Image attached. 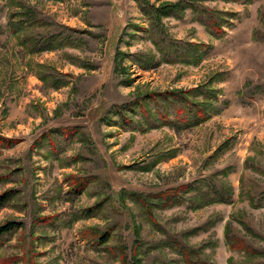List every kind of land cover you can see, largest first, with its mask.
<instances>
[{
    "label": "rangeland",
    "instance_id": "rangeland-1",
    "mask_svg": "<svg viewBox=\"0 0 264 264\" xmlns=\"http://www.w3.org/2000/svg\"><path fill=\"white\" fill-rule=\"evenodd\" d=\"M141 1L0 0V134L17 140L0 149V193L17 191L0 225L21 224L1 237L0 264H121L133 251L142 264H184L179 245L207 264H243L248 246L264 249V0H195L197 11L162 18L171 38L208 48L149 69L132 55L158 58ZM208 11L221 17L216 36L197 20ZM12 13L22 38L54 36L56 47L29 52ZM176 90L196 102L210 93L208 118L185 125L159 98L139 106ZM193 181L188 195L222 188L231 201L138 199Z\"/></svg>",
    "mask_w": 264,
    "mask_h": 264
},
{
    "label": "trees",
    "instance_id": "trees-1",
    "mask_svg": "<svg viewBox=\"0 0 264 264\" xmlns=\"http://www.w3.org/2000/svg\"><path fill=\"white\" fill-rule=\"evenodd\" d=\"M228 1V0H227ZM140 8L144 15L147 16L150 24L147 31H149V39L154 46L156 52L158 53V58H155L153 54H143L137 53L132 54L135 56V62L142 69H149L152 67L158 66L161 62L165 63H175V62H183L185 64H192L198 61L203 56V52L208 48V45L203 42H194V41H181L175 40L168 36L167 32L164 29L162 18L165 17H174L180 18L183 13L187 9H194L197 11L195 0H177L174 2H161L159 4L150 3L148 0H143L140 2ZM207 16L198 17L197 20L204 24L209 30L211 35H217L221 24L218 23V20L221 17H216L214 13H209ZM20 18H16L15 14L12 13L9 16V26L11 34L17 36L20 40L21 45L28 49L29 52L35 53L43 50H51L55 48L54 45L55 39L54 36H41L38 39L20 36ZM221 30V29H220ZM1 32V30H0ZM117 55V54H116ZM114 58L116 62L117 58ZM115 71L117 68L115 66ZM63 85V82L55 81L54 87L59 88ZM190 91H165L158 92L153 94H145L143 95L138 102L139 106L142 108L146 107L150 99H161L171 104V108L176 110L175 113H183L184 119L183 124L185 125H196L203 121H205L210 115V93L200 92L202 95V100L200 101H191L189 99ZM138 103V104H139ZM206 103V104H205ZM123 107V106H122ZM118 109L115 113L123 115L124 109ZM134 106L131 108L133 109ZM188 116V117H187ZM17 142L16 139L7 138L0 134V149L7 148L13 146ZM196 181L182 184L177 187H171V189L166 190L159 194L157 198H151L149 195L140 196L138 198L140 201L144 203V205L151 204H167L168 206L180 205L184 202L188 201L189 203L197 204L194 205V208H198L201 205H205L210 203L211 201L229 203L231 201V195L229 190L216 189L215 191V199H211L209 192L199 190L200 193L195 192L194 194L188 195L191 191L197 190L195 186ZM86 181H82L78 188L81 186H85ZM75 189V188H73ZM17 191L13 188L7 189L0 193V208L5 207L7 204L12 201V199L16 196ZM195 195V196H194ZM156 199L158 201H156ZM201 199L199 203L197 200ZM262 199L264 200V194L262 195ZM88 214L91 213V208L86 210ZM21 224L15 221H6L0 225V240L1 237L5 234L12 233L16 229L20 228ZM248 231H251L250 228H245ZM225 241L227 245L233 246L235 242H237V238H235L228 229L225 230ZM108 231L103 232L98 236L100 242H105L107 239ZM138 241V240H137ZM137 244V243H136ZM237 244V243H236ZM137 247V246H136ZM134 246V249H136ZM246 249V254L250 255V259L243 264H264V260H257L261 254H264V249H256L254 247L248 246ZM178 253L182 256L184 264H207V262H203L199 260L197 257L200 252V248H195L191 246L179 245L177 247ZM131 258H123L121 260V264H142L141 260L136 256L135 251H133ZM254 258V259H253Z\"/></svg>",
    "mask_w": 264,
    "mask_h": 264
}]
</instances>
